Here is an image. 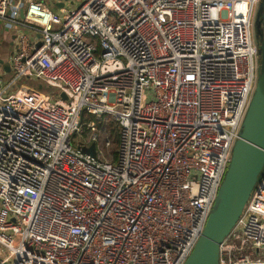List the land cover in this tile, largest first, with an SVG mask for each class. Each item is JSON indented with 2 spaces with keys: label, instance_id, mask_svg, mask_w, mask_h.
Instances as JSON below:
<instances>
[{
  "label": "built area",
  "instance_id": "1",
  "mask_svg": "<svg viewBox=\"0 0 264 264\" xmlns=\"http://www.w3.org/2000/svg\"><path fill=\"white\" fill-rule=\"evenodd\" d=\"M13 1L0 0L17 30L0 69V264H185L257 88L259 0ZM102 119L119 126L115 160ZM219 263L264 264V169Z\"/></svg>",
  "mask_w": 264,
  "mask_h": 264
},
{
  "label": "water",
  "instance_id": "2",
  "mask_svg": "<svg viewBox=\"0 0 264 264\" xmlns=\"http://www.w3.org/2000/svg\"><path fill=\"white\" fill-rule=\"evenodd\" d=\"M264 8V4L262 5ZM24 10L21 17L24 18ZM264 23V10L262 15ZM257 88L237 141L228 172L205 230L185 264H220V247L239 220L264 169V34ZM4 70L10 73L8 63ZM61 98L70 102L65 93ZM94 157V147L84 151Z\"/></svg>",
  "mask_w": 264,
  "mask_h": 264
},
{
  "label": "rangeland",
  "instance_id": "3",
  "mask_svg": "<svg viewBox=\"0 0 264 264\" xmlns=\"http://www.w3.org/2000/svg\"><path fill=\"white\" fill-rule=\"evenodd\" d=\"M72 1L74 2V4L76 6L81 7L85 0H72ZM263 10H264V8L261 5L256 12L255 20H254V34H255V38L257 40L258 46L261 45L262 40H263V34H264V23H263V19H262ZM52 12H53V10H52ZM2 23H4V22H2ZM2 23H0V28H2L4 26V24H2ZM15 37H16V35H15ZM7 52H9V51H7ZM7 52L2 53V56H1L2 58H0V61L9 62V60L11 59V52H9V53H7ZM260 64H261V58H260ZM11 78H12V76L10 74L6 75L5 76L6 82L8 83ZM19 84L25 85L31 89L37 88L38 94L41 97L42 96H44V98L50 97V98H52V101H54V99H56V98H59V99L61 98V93H62L61 91H59L57 89H52V88L46 86L45 84H42L41 82H36L33 80L26 81L25 79H22ZM101 132H102L101 135H102L103 139L110 137V135H111L109 130H106V129L102 130ZM84 138L88 140L89 134H85ZM73 139H74V142L78 141V137H74ZM111 139L113 140L114 137L112 136ZM74 146L76 148L78 147V145L76 143H74ZM115 148H116V144L114 143L113 147L110 149V151L108 149H104L103 155L110 158V153Z\"/></svg>",
  "mask_w": 264,
  "mask_h": 264
},
{
  "label": "crops",
  "instance_id": "4",
  "mask_svg": "<svg viewBox=\"0 0 264 264\" xmlns=\"http://www.w3.org/2000/svg\"><path fill=\"white\" fill-rule=\"evenodd\" d=\"M31 1L42 3L51 11L53 10L54 13H60L63 8L68 9L69 11H75L80 8L79 6H76L72 0H14L13 5H22L23 7H26ZM2 22L3 21L0 20V23ZM2 24H4V26L0 28V58H2V53L7 51L11 52L12 57L17 47V30L16 28L9 27L5 22ZM21 32L26 33L30 38H35L34 33L30 30L23 29ZM6 63L9 64V62L0 61V69L4 70V64Z\"/></svg>",
  "mask_w": 264,
  "mask_h": 264
},
{
  "label": "trees",
  "instance_id": "5",
  "mask_svg": "<svg viewBox=\"0 0 264 264\" xmlns=\"http://www.w3.org/2000/svg\"><path fill=\"white\" fill-rule=\"evenodd\" d=\"M95 117L90 116L87 121H94ZM98 126L101 130H109L110 132V139L113 136V142L116 144V148L111 152L112 156L114 157V160L116 158V154H117V146H118V142H119V126L118 123L111 120V119H102L100 122H98ZM112 140V139H111Z\"/></svg>",
  "mask_w": 264,
  "mask_h": 264
},
{
  "label": "flooded vegetation",
  "instance_id": "6",
  "mask_svg": "<svg viewBox=\"0 0 264 264\" xmlns=\"http://www.w3.org/2000/svg\"><path fill=\"white\" fill-rule=\"evenodd\" d=\"M264 4V0H259L258 8ZM258 10V9H257ZM257 41V40H256Z\"/></svg>",
  "mask_w": 264,
  "mask_h": 264
}]
</instances>
